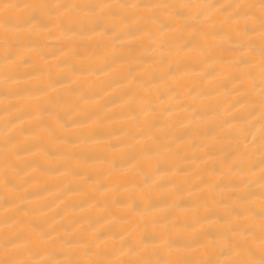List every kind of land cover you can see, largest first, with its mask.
Listing matches in <instances>:
<instances>
[{
	"label": "bare ground",
	"instance_id": "6f19581e",
	"mask_svg": "<svg viewBox=\"0 0 264 264\" xmlns=\"http://www.w3.org/2000/svg\"><path fill=\"white\" fill-rule=\"evenodd\" d=\"M0 264H264V0H0Z\"/></svg>",
	"mask_w": 264,
	"mask_h": 264
}]
</instances>
